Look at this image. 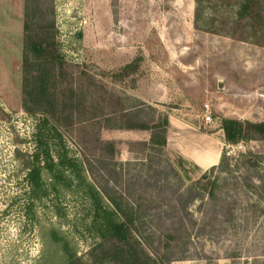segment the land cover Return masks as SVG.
I'll return each instance as SVG.
<instances>
[{
  "label": "rangeland",
  "instance_id": "374dc122",
  "mask_svg": "<svg viewBox=\"0 0 264 264\" xmlns=\"http://www.w3.org/2000/svg\"><path fill=\"white\" fill-rule=\"evenodd\" d=\"M54 4L69 62L100 76L144 56L136 89H118L168 114L174 132L166 152L186 185L213 167L196 165L206 152L220 154V159L227 152L240 162L251 153L257 163L246 181V167L236 173L241 187L233 190L232 183L221 179L215 204L207 203L202 211L199 202L192 206L194 217L209 225L205 235L192 236L187 258L172 264H264V189H258V178L264 180V142L231 146L221 129L224 118L264 123V48L195 29V0ZM24 12L25 3L19 0L0 2V264H66V248L80 257L98 240L87 190L94 185L83 166L56 167L70 187L44 170L41 178L49 197L35 204L30 217L23 212L28 172L23 155L34 152L38 123L22 110ZM207 110L211 123L204 120ZM101 137L142 139L129 132L105 131ZM66 147L81 165L75 143L67 139ZM122 149L120 161H130L126 146Z\"/></svg>",
  "mask_w": 264,
  "mask_h": 264
},
{
  "label": "trees",
  "instance_id": "16d2710c",
  "mask_svg": "<svg viewBox=\"0 0 264 264\" xmlns=\"http://www.w3.org/2000/svg\"><path fill=\"white\" fill-rule=\"evenodd\" d=\"M54 2L25 1L22 110L38 118V123L34 152L23 155L28 171L23 180L24 214L30 217L35 204L49 197L42 171L61 182L64 176L56 167L79 170L83 166L94 185L87 190L98 240L80 257L66 248V264L185 260L192 236L205 235L209 225L205 218L194 217L192 206L199 202L202 211L207 203L215 204L221 179L232 183L233 190L241 187L236 173L246 167V181L256 161L251 153L240 162L224 152L217 166L186 185L166 152L174 132L168 114L118 89H136L144 56L139 54L117 71L100 76L86 65L69 62L62 52ZM195 29L264 48V0H195ZM221 129L231 146L264 142V123L224 118ZM105 131L135 133L142 139L104 140ZM67 139L77 146L81 165L69 156ZM122 145L130 161H120ZM214 173L218 177H210ZM61 183L71 186L66 180ZM258 185L264 189L263 178H258Z\"/></svg>",
  "mask_w": 264,
  "mask_h": 264
},
{
  "label": "crops",
  "instance_id": "0c3cea01",
  "mask_svg": "<svg viewBox=\"0 0 264 264\" xmlns=\"http://www.w3.org/2000/svg\"><path fill=\"white\" fill-rule=\"evenodd\" d=\"M1 1H5V0H0V2ZM19 1H20V4L24 5L26 0H19ZM210 157H211V152H206V153L202 154L201 158H200V162H199V160L198 161L196 160V165L200 166L201 168H203V167H207L208 168V167H212V166L218 165V163L220 161V154H218L216 163H209Z\"/></svg>",
  "mask_w": 264,
  "mask_h": 264
},
{
  "label": "built area",
  "instance_id": "2783aa9c",
  "mask_svg": "<svg viewBox=\"0 0 264 264\" xmlns=\"http://www.w3.org/2000/svg\"><path fill=\"white\" fill-rule=\"evenodd\" d=\"M207 107H209V106H207ZM204 120H205L206 123H211L212 122V116H211L209 110L206 111V116L204 117Z\"/></svg>",
  "mask_w": 264,
  "mask_h": 264
},
{
  "label": "bare ground",
  "instance_id": "6f19581e",
  "mask_svg": "<svg viewBox=\"0 0 264 264\" xmlns=\"http://www.w3.org/2000/svg\"><path fill=\"white\" fill-rule=\"evenodd\" d=\"M217 157H218L217 155L211 154L209 163H216Z\"/></svg>",
  "mask_w": 264,
  "mask_h": 264
}]
</instances>
